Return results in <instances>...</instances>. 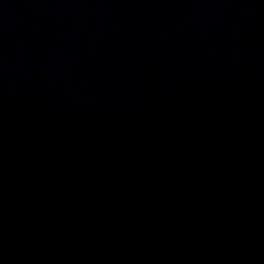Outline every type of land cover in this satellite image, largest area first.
Here are the masks:
<instances>
[{
  "label": "water",
  "instance_id": "obj_1",
  "mask_svg": "<svg viewBox=\"0 0 264 264\" xmlns=\"http://www.w3.org/2000/svg\"><path fill=\"white\" fill-rule=\"evenodd\" d=\"M0 264H264V0H0Z\"/></svg>",
  "mask_w": 264,
  "mask_h": 264
}]
</instances>
